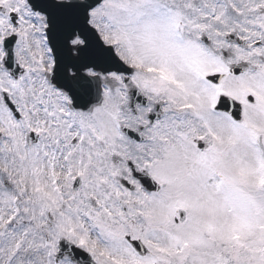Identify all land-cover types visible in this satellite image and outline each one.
Returning a JSON list of instances; mask_svg holds the SVG:
<instances>
[{
    "label": "snow or ice",
    "instance_id": "6c2138e0",
    "mask_svg": "<svg viewBox=\"0 0 264 264\" xmlns=\"http://www.w3.org/2000/svg\"><path fill=\"white\" fill-rule=\"evenodd\" d=\"M0 264H264V0H0Z\"/></svg>",
    "mask_w": 264,
    "mask_h": 264
}]
</instances>
